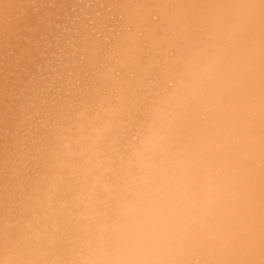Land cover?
I'll list each match as a JSON object with an SVG mask.
<instances>
[{"label":"bare ground","instance_id":"1","mask_svg":"<svg viewBox=\"0 0 264 264\" xmlns=\"http://www.w3.org/2000/svg\"><path fill=\"white\" fill-rule=\"evenodd\" d=\"M0 264H264V0H0Z\"/></svg>","mask_w":264,"mask_h":264}]
</instances>
